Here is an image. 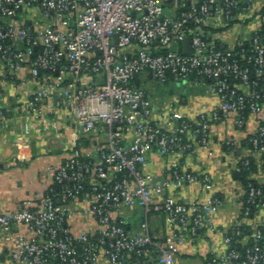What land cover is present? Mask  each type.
Listing matches in <instances>:
<instances>
[{
  "label": "built area",
  "instance_id": "built-area-1",
  "mask_svg": "<svg viewBox=\"0 0 264 264\" xmlns=\"http://www.w3.org/2000/svg\"><path fill=\"white\" fill-rule=\"evenodd\" d=\"M0 70L11 78L27 71L33 117L67 112L87 142L51 168L53 183L41 201L0 209V254L12 264H99L102 257L108 264H176L184 230L193 238L219 232L212 217L222 200L213 178L183 166L211 144L214 123L243 127L245 113L254 115L248 143L264 167V0H0ZM172 81L208 85L217 107L195 118L172 100L159 107L155 88ZM24 131L26 137L29 123ZM225 145L234 155L237 141ZM152 153L173 158L163 170L168 178L150 172ZM195 183L198 198L164 196ZM244 196L233 226L244 223L252 233L225 231L226 245L208 247L205 264H264V222L256 219L263 185L249 182ZM76 200L96 221L95 232L71 233ZM136 206L142 222L131 232L119 212ZM153 214L170 230L162 240L151 232ZM236 237L241 247L232 245Z\"/></svg>",
  "mask_w": 264,
  "mask_h": 264
},
{
  "label": "crops",
  "instance_id": "crops-1",
  "mask_svg": "<svg viewBox=\"0 0 264 264\" xmlns=\"http://www.w3.org/2000/svg\"><path fill=\"white\" fill-rule=\"evenodd\" d=\"M261 5L263 0H256ZM163 88L160 94L155 88L159 107L166 108L172 100L178 110L190 118L200 112L210 113L218 105L219 97L210 90L208 85H190L186 83L171 84ZM35 88L34 81L27 71L20 72L15 78L0 70V209L10 211L18 208L23 202L36 203L42 200L53 183L54 171L64 164L76 145H83L84 134L78 128L74 117L62 112L60 118L47 117L36 119L31 110V92ZM65 115V116H64ZM246 123L236 127L232 121H222L211 126L212 142L208 147H198L194 154L188 155L184 161L185 169L194 172H206L214 180L216 192L222 202L216 208L212 220L219 232L207 233L193 238L186 230L181 251L176 255V264H186L198 254L204 255L206 261L208 247L217 245L222 248L225 231L229 230L242 217L245 186L235 171V165L245 158L255 162V169L250 177L264 185V167L253 153L248 137L257 129V119L245 113ZM29 123L30 133L25 137V124ZM25 137V138H24ZM229 139L237 141L234 155L228 153L225 142ZM85 145V144H84ZM173 160L171 156L158 153L150 155V172L159 179H166L164 168ZM199 183L179 189L171 188L164 196L171 195L178 201H189L201 194ZM164 197H159L161 201ZM84 202L72 201V216L68 227L76 235L84 228L95 232L96 221L83 213ZM143 209L141 207H125L119 215L131 232L140 230ZM264 222V210L256 218ZM151 232L156 238L164 239L170 230L164 217L159 214L150 216ZM0 241L6 245L0 232ZM0 264H12L2 253ZM99 264H108L102 257Z\"/></svg>",
  "mask_w": 264,
  "mask_h": 264
},
{
  "label": "trees",
  "instance_id": "trees-1",
  "mask_svg": "<svg viewBox=\"0 0 264 264\" xmlns=\"http://www.w3.org/2000/svg\"><path fill=\"white\" fill-rule=\"evenodd\" d=\"M83 145L85 144H87V142H85L84 141V143H82ZM78 146H80L79 144H78ZM255 162L254 161H251V163H250V165L249 166H247L244 170H243V172H241V173H239L238 174V176H239V178L243 181V183H244V186L245 187H247V185H248V183L249 182H252L253 184H256V185H263V184H260V183H258V182H256L254 179H252L251 177H250V175L252 174V171L255 169ZM263 187H264V185H263ZM55 191L57 192L58 190H59V186L58 185H55ZM245 197L246 196H244V198L243 199H245ZM252 208H253V210H252V213H251V217L252 216H254L255 215V205H252ZM238 228H240L242 231H243V233H245V234H251L252 233V229H251V227L250 226H248V225H246V224H240V225H238V226H232L229 230H228V233L230 234V235H232V233L235 231V230H237ZM240 238L241 237H236L235 239L236 240H239V242L238 243H234V244H232V245H242L241 243H240ZM251 243H252V240H250L249 241V245H251ZM241 247V246H240Z\"/></svg>",
  "mask_w": 264,
  "mask_h": 264
},
{
  "label": "rangeland",
  "instance_id": "rangeland-1",
  "mask_svg": "<svg viewBox=\"0 0 264 264\" xmlns=\"http://www.w3.org/2000/svg\"><path fill=\"white\" fill-rule=\"evenodd\" d=\"M171 84H180V83H186V81H180V82H170ZM170 85H163V86H159L160 88L157 89V93L160 94L159 92L163 89V88H166V87H169ZM159 90V92H158ZM199 253H200V256L198 254H196V256H194L193 258H191V261H186L185 263L186 264H204V255L201 254L200 250H199Z\"/></svg>",
  "mask_w": 264,
  "mask_h": 264
},
{
  "label": "water",
  "instance_id": "water-1",
  "mask_svg": "<svg viewBox=\"0 0 264 264\" xmlns=\"http://www.w3.org/2000/svg\"><path fill=\"white\" fill-rule=\"evenodd\" d=\"M184 47L186 49V51L190 48V42L189 39H186L185 43H184ZM57 99V96H55V100Z\"/></svg>",
  "mask_w": 264,
  "mask_h": 264
}]
</instances>
